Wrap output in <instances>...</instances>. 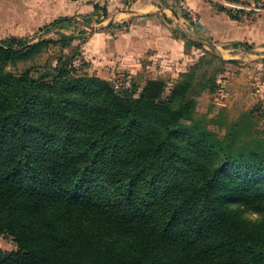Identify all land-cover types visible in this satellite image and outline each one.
<instances>
[{
  "label": "trees",
  "instance_id": "1",
  "mask_svg": "<svg viewBox=\"0 0 264 264\" xmlns=\"http://www.w3.org/2000/svg\"><path fill=\"white\" fill-rule=\"evenodd\" d=\"M75 38L0 39V234L16 244L0 264H264V137L248 134V113L223 136L194 119L219 86L215 67L200 70L229 60L204 50L138 91L79 73L74 52L37 73L8 68Z\"/></svg>",
  "mask_w": 264,
  "mask_h": 264
},
{
  "label": "crops",
  "instance_id": "2",
  "mask_svg": "<svg viewBox=\"0 0 264 264\" xmlns=\"http://www.w3.org/2000/svg\"><path fill=\"white\" fill-rule=\"evenodd\" d=\"M184 1L198 12L200 23L208 30L212 28L215 32L214 22L225 19L224 30L228 27L236 30L224 40L252 45L251 50L233 46L226 50L229 56L231 51L240 50V59L233 55L221 58L245 63L246 68L254 63L256 67L262 66L259 62L264 59L260 51L264 49V10L234 20L208 5L213 0ZM95 3L106 7V17L93 14ZM174 4V0H0V36L25 37L60 16L86 13V17L92 16L91 23L98 25L86 32L87 38L79 51L89 73L112 79L127 73L140 77L147 71V76L156 78L148 72L169 70L173 65L181 67L193 60L186 49L194 43L199 26L191 25ZM203 4L210 10L204 9ZM223 4L229 7V2L223 0ZM259 83L261 88L257 91L264 93V80Z\"/></svg>",
  "mask_w": 264,
  "mask_h": 264
},
{
  "label": "rangeland",
  "instance_id": "3",
  "mask_svg": "<svg viewBox=\"0 0 264 264\" xmlns=\"http://www.w3.org/2000/svg\"><path fill=\"white\" fill-rule=\"evenodd\" d=\"M203 1L206 2V0ZM225 1L230 2L228 0ZM241 1L244 4L248 3V0ZM215 4H221L224 6L223 0H213V2L210 1L208 5L214 6V9L220 11L222 14H225L223 11L218 10ZM185 5L189 7L197 15V17H199L198 12L189 6L187 2H185ZM208 5L205 6L203 4V8L209 9L207 8ZM174 6L179 7L177 4H174ZM262 10L264 9H261L257 12ZM86 15V13L82 14L74 12L70 16L67 15L71 19L62 21L49 28V30H46L43 25L38 30H35L25 36V38H28V40L36 41L41 36L56 39L58 38V33L73 34L76 38L73 40L71 46L62 50L58 45H52L34 58L28 61L18 62L15 66H9L8 68L16 72H22L26 69H31V71L36 72V67L41 68L44 65H53L56 62L57 57L62 52L68 54H72V52H74L75 57H81L79 51L81 43L87 38L86 32L90 31L91 27H98L97 23H91V20L93 19L92 16L86 17ZM184 15L189 20L191 25H195L196 27L199 26V28L200 25L203 26L202 29L198 28L196 36L193 38L195 39V45H189V47L186 49L187 53L192 55L191 59L193 60L184 66L182 65L181 67L177 66L174 68L173 65V68L169 70L163 71L158 69V73L150 71L148 72L150 75L156 76V78H161L170 84L178 77L181 72L185 71L192 63L202 56L204 54V50L214 53L219 57H223V55L230 57L233 55V58L240 59V50L231 51L230 56L229 54H226V50L230 49L233 44L232 42H229V40L224 39L228 37V34L231 32L232 35H234V31L236 29L235 27H228L226 30H224L223 23L225 19H223V22L218 20L214 22V32L212 28H209L208 30L203 24L200 23V21L197 23L193 22L188 14L184 13ZM204 28L205 30H203ZM2 38L3 37L0 36V39ZM198 44L200 45L199 47L197 46ZM203 44H205V47L202 46ZM238 48L243 49L242 46H238ZM260 51L262 54L264 53V49ZM262 60L259 62V64L262 65L261 67H256L257 65L254 63L249 64L248 68H246L245 63L241 64L234 60L221 63L216 58H213L212 63L210 65H206L200 71L206 70V72H210L215 67L214 71L217 76V83L219 86L214 89V91H204L200 96L197 97L194 119L204 123L219 136H223L231 126L232 122L235 120H241V128L245 123V118H243L242 115L244 113H248V117H250L249 123L252 126L248 134L254 137H264V93L257 91L261 88L259 81L264 80V59ZM87 69V65L82 64V66L78 68V72L89 73ZM142 74L144 75H140V77L134 76L133 78V82L137 91L143 84L144 78L149 77L147 76V71L142 72ZM125 77L126 74H123L118 78L107 80L111 81L116 88L131 87L133 82L130 85H127L125 83ZM242 132L246 133L245 130H242ZM247 216L253 219L256 217V214L247 213ZM15 249L16 244L13 239L9 235L0 234V251L9 252Z\"/></svg>",
  "mask_w": 264,
  "mask_h": 264
},
{
  "label": "built area",
  "instance_id": "4",
  "mask_svg": "<svg viewBox=\"0 0 264 264\" xmlns=\"http://www.w3.org/2000/svg\"><path fill=\"white\" fill-rule=\"evenodd\" d=\"M175 3L179 6V8L185 13L188 14V16L190 17V19L197 23L199 21V18L197 17V15L189 8L185 5V1L184 0H174ZM229 7L235 12L241 8H246V9H251V10H256L259 11L261 9H264V0H248V3L246 4H241L238 2H229ZM81 57H75L74 61H73V65L74 66H79L81 64ZM133 78L134 76L131 73H127L126 77H125V83L127 85H130L133 82Z\"/></svg>",
  "mask_w": 264,
  "mask_h": 264
}]
</instances>
